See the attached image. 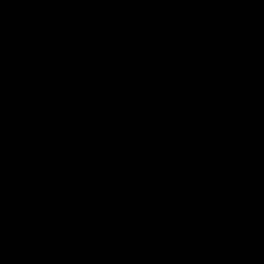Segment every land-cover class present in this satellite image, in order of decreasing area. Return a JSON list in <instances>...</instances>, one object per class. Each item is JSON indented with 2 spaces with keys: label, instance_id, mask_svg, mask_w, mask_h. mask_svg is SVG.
<instances>
[{
  "label": "water",
  "instance_id": "95a60500",
  "mask_svg": "<svg viewBox=\"0 0 264 264\" xmlns=\"http://www.w3.org/2000/svg\"><path fill=\"white\" fill-rule=\"evenodd\" d=\"M0 264H264V0H0Z\"/></svg>",
  "mask_w": 264,
  "mask_h": 264
}]
</instances>
